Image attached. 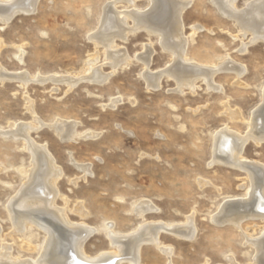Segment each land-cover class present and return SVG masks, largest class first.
Listing matches in <instances>:
<instances>
[{
    "label": "rangeland",
    "instance_id": "rangeland-1",
    "mask_svg": "<svg viewBox=\"0 0 264 264\" xmlns=\"http://www.w3.org/2000/svg\"><path fill=\"white\" fill-rule=\"evenodd\" d=\"M111 1L38 0L29 13L0 21V69L8 73L83 76L95 67L109 73L104 82L80 79L71 87L51 79L24 84L16 78L0 79V127L35 124L34 117L44 123L29 136L46 146L62 170L56 206L65 207L70 221L96 229L84 243L87 255L114 250L107 224L127 233L151 221L182 224L192 214V238L162 230L159 240L171 248L170 256L146 243L139 250L140 263L255 264L254 246L245 233L259 237L264 221L247 218L238 227L212 219L226 198H245L250 184L243 169L212 162V145L215 133L224 127L245 133L251 112L261 103L264 40L249 42L251 35L242 36L236 22L211 0H189L181 16L188 61L215 67L229 60L245 70L238 76L232 69L218 70L212 86L200 78L192 91H178L174 79L163 75L154 89L145 81L141 54L151 52L148 72L172 63L155 33L140 29L124 39L116 37V48H124L128 59L115 69L103 45L92 38ZM251 1L261 0H236V10ZM133 6L146 11L150 0H134ZM113 9L132 6L116 1ZM229 111L238 116L231 118ZM58 119L74 123L72 139L62 138L50 126ZM25 146L22 137L0 135V247L8 245L11 258L32 260L38 257L43 231L35 225L14 231L6 209L23 189L32 166ZM243 156L264 165V141L257 145L248 139ZM84 164L90 168L85 176L78 168ZM141 200L156 209L137 215L135 205ZM78 204L84 215L76 210Z\"/></svg>",
    "mask_w": 264,
    "mask_h": 264
},
{
    "label": "bare ground",
    "instance_id": "bare-ground-1",
    "mask_svg": "<svg viewBox=\"0 0 264 264\" xmlns=\"http://www.w3.org/2000/svg\"><path fill=\"white\" fill-rule=\"evenodd\" d=\"M116 1H123L127 7L132 6V9L116 12L113 9ZM37 2L38 0H0V21L8 22L15 14L23 11L29 13L34 10ZM211 2L218 11L236 22L242 36L245 33L251 35V38H248L249 42L258 39L264 40V0L245 3L246 7L244 6L245 8L241 11L236 10V0H211ZM133 3L134 0L111 1L102 14L98 31L92 35L95 42L101 43L105 48L112 69L128 59L126 51H123L124 48H116L115 38L124 39L131 32L145 29L160 38L162 47L168 51L172 61L166 69L152 73L147 71L150 64V50L147 49L146 53L141 54L140 58L146 70L143 75L148 87L152 86L154 89L159 87L161 77L167 75L174 79L178 91H182L183 87H188L192 91L196 81L200 78L206 81L207 85L212 86V78L218 70L232 69L237 76L244 72L243 65L234 64L229 60H225L215 67H203L202 64L188 61L187 38L183 34L181 16L186 6L189 5V0H150L149 8L142 12L135 10L136 7L133 6ZM128 19L132 20L131 25L127 24ZM95 59L96 57H93L90 62ZM108 75L109 73H103L100 67L93 68L83 76L66 74L46 77L29 75L24 71L8 73L0 69L1 80L16 78L24 84L31 80L44 82L51 79L63 81L69 87L75 85L80 79L104 82ZM28 109L33 113L30 107ZM237 114L235 111L228 112L231 118L237 117ZM34 119L35 124L18 122L9 124L7 128L0 127V135L5 138L22 137L32 158L30 160L32 166H30L29 173L27 172L29 175H27L23 189L16 192L17 194L8 203L6 209L14 231L23 232L27 225H35L43 231L44 239L39 247L38 257L32 260L11 258L8 256L10 247L1 245L0 264H121L122 260H125L127 264H141L139 250L146 243L157 246L167 256H170L171 248L161 246L159 240L162 230L171 232L178 237L189 239L193 237L195 226L192 214L187 216L186 221L182 224L169 225L166 222L151 221L138 227L139 229H133L127 233L117 232L110 224H107L106 236L114 250L95 256L87 255L84 243L96 229L85 223L77 224L70 221L65 207L56 206L55 199L58 195L56 181L61 176L62 170L56 165L46 146L37 144L29 136L31 129H38L44 124L38 118L34 117ZM247 125L248 129L245 133H239L228 127L218 130L213 137L212 145V162L243 169L249 179V189L245 198H226L219 210L212 216V219L218 223L226 222L238 227L247 218H258L264 221V165L243 156L248 139L257 145L264 141V87L261 103L251 112ZM50 126L62 138L67 140L73 138L74 123L58 119ZM88 135L94 136L95 134ZM78 168L83 172V176L90 169L87 164L78 165ZM26 187L27 190H24ZM76 207L78 213L85 214L81 204ZM154 208L148 200H141L135 205V212L137 215L143 216ZM261 232L262 234L256 238H251L249 234L245 233L246 240L254 246L255 254L252 261L255 264H264V226L261 228ZM229 261L234 263L235 260L229 257Z\"/></svg>",
    "mask_w": 264,
    "mask_h": 264
}]
</instances>
